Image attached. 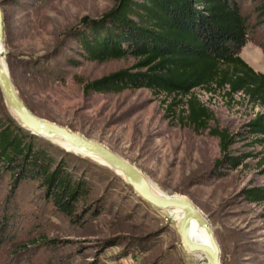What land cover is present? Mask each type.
Returning <instances> with one entry per match:
<instances>
[{
  "label": "rangeland",
  "instance_id": "374dc122",
  "mask_svg": "<svg viewBox=\"0 0 264 264\" xmlns=\"http://www.w3.org/2000/svg\"><path fill=\"white\" fill-rule=\"evenodd\" d=\"M239 1L248 29L240 56L264 74V0ZM0 6L4 61L32 113L109 148L138 167L159 195L189 198L213 229L221 264H264V201L247 196L264 189V143L249 131L263 106L242 94L231 99L197 89L214 119L209 130L196 133L181 124L185 99L147 89L85 93L87 83L136 63L132 57L91 61L77 40L83 20L102 17L116 0H0ZM9 117L14 119L0 90V125ZM212 129L233 139L228 154ZM35 137L90 193L73 223L38 184L14 188L0 173V264H209L183 245L181 210H158L99 159Z\"/></svg>",
  "mask_w": 264,
  "mask_h": 264
},
{
  "label": "trees",
  "instance_id": "16d2710c",
  "mask_svg": "<svg viewBox=\"0 0 264 264\" xmlns=\"http://www.w3.org/2000/svg\"><path fill=\"white\" fill-rule=\"evenodd\" d=\"M240 4L239 0H116V6L102 17L83 20L77 40L91 61L132 57L136 63L87 83L85 93L147 89L185 99L181 124L196 133L209 130L214 119L195 94L197 89L221 92L231 99L242 94L264 107V74L240 56L248 41ZM249 131L264 143V113L251 122ZM210 134L228 154L233 145L228 132L212 129ZM35 138L12 117L0 125V173L10 176L14 188L38 184L45 199L76 223L89 187ZM247 196L251 202L264 201V189L248 191Z\"/></svg>",
  "mask_w": 264,
  "mask_h": 264
},
{
  "label": "water",
  "instance_id": "95a60500",
  "mask_svg": "<svg viewBox=\"0 0 264 264\" xmlns=\"http://www.w3.org/2000/svg\"><path fill=\"white\" fill-rule=\"evenodd\" d=\"M4 42L5 17L0 6V90L14 119L18 121L20 126L33 135L52 142L54 138H61L65 143L80 152L75 154L100 159L110 169L122 173L126 183L137 196L152 207L161 211L166 209L182 210L184 215L178 223V228L187 251H200L205 254L209 264H221V252L213 229L189 198L183 195H159L155 193L147 176L126 159L96 141L89 140L65 127L43 120L31 112L20 98L7 66L4 64L5 61L4 63L2 61L4 59ZM65 150L72 152L68 149ZM194 220L205 228L210 239L209 243L196 242L191 238L189 231Z\"/></svg>",
  "mask_w": 264,
  "mask_h": 264
},
{
  "label": "bare ground",
  "instance_id": "6f19581e",
  "mask_svg": "<svg viewBox=\"0 0 264 264\" xmlns=\"http://www.w3.org/2000/svg\"><path fill=\"white\" fill-rule=\"evenodd\" d=\"M2 61H3V63H4V59H2ZM5 64V63H4ZM53 141H58V142H63V143H65L61 138H54L53 139ZM65 144H67V143H65ZM67 145H69V144H67ZM70 146V145H69ZM70 147H72V146H70ZM73 148V147H72ZM75 149V148H74ZM77 151V153H80L78 150H76ZM100 160V159H99ZM118 173H120V172H118ZM121 175H122V173H120ZM123 176V175H122ZM151 186H152V184H151ZM152 190L155 192V193H157V194H159L158 192H157V190L152 186ZM161 195H163V194H161ZM166 210H180V209H166ZM182 211V210H181ZM183 212V211H182ZM184 214V213H183ZM190 236H191V238L194 240V241H196V242H200V243H209L210 242V239H209V236H208V234H207V232H206V230H205V228L204 227H202V226H200V224L196 221V220H194L193 221V223H192V225H191V228H190ZM189 253H202V252H200V251H188ZM202 254H204V253H202ZM205 255V254H204ZM207 258V257H206Z\"/></svg>",
  "mask_w": 264,
  "mask_h": 264
}]
</instances>
